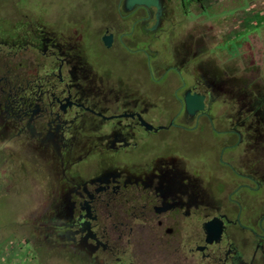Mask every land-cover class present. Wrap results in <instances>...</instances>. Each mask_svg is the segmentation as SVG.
Masks as SVG:
<instances>
[{
  "label": "flooded vegetation",
  "instance_id": "1",
  "mask_svg": "<svg viewBox=\"0 0 264 264\" xmlns=\"http://www.w3.org/2000/svg\"><path fill=\"white\" fill-rule=\"evenodd\" d=\"M18 1L3 14L0 7V129L11 134L12 160L24 155L45 163L57 180L53 194L63 197L57 206L72 211L70 230L93 249L92 258L101 264H264L263 181L233 170L241 155L227 152L234 143L225 134L235 132L211 122L196 57L169 50L166 66L167 50L151 48L162 43L164 0L160 10L82 0L56 17L43 13L36 27L37 16ZM180 2L189 14L186 0ZM48 17L51 31L41 22ZM142 69L149 90L140 89ZM187 92L205 96L203 111L186 112ZM112 94L126 103L135 96L136 108L114 110ZM145 94L173 95L177 110L167 124L155 127L144 117ZM172 125L196 138L149 137ZM223 173L245 181L229 186ZM208 222L221 226L212 241Z\"/></svg>",
  "mask_w": 264,
  "mask_h": 264
},
{
  "label": "rangeland",
  "instance_id": "2",
  "mask_svg": "<svg viewBox=\"0 0 264 264\" xmlns=\"http://www.w3.org/2000/svg\"><path fill=\"white\" fill-rule=\"evenodd\" d=\"M12 1L18 0H0L1 14ZM80 1L18 2L34 17L37 16L33 18L36 27L35 21L43 13L56 17L61 10ZM164 4L162 43L151 48L167 50L162 54L166 66L172 60L169 50L181 55L177 49L182 48L191 57H196L193 68L206 81L204 89L209 93L208 105L213 106L211 122L217 128L235 132L225 134V142L234 143L227 152L241 155L242 165L235 163L233 170L256 175L264 183V0H206L201 5H189L187 15L180 0H164ZM43 20L45 30L51 31L53 27L44 23L51 19ZM165 35L169 38L167 41ZM189 43L194 45L190 47ZM147 72L146 69L140 72L141 90L153 87L149 84ZM159 95L145 94L141 106L144 117L155 127L167 124L177 110L172 94ZM132 97L127 103L119 94H112L109 98L118 106L114 110L123 111L133 106L136 108L135 96ZM173 124L177 125V121L174 120ZM7 136L11 134L1 127L0 139ZM214 136L222 138L224 135ZM149 137L196 138L189 132L178 131L174 125ZM8 145L7 139L0 147V264H101L92 258L90 251L93 249L78 240L79 232L70 230L72 211L57 206L63 202V197L53 194L57 180L45 170V163L36 161L34 156L24 159V155L14 161ZM210 159L213 161V157ZM223 174L225 182H230L229 186L245 181L241 180L243 178L230 181L229 174ZM229 191L224 192L225 200Z\"/></svg>",
  "mask_w": 264,
  "mask_h": 264
},
{
  "label": "water",
  "instance_id": "3",
  "mask_svg": "<svg viewBox=\"0 0 264 264\" xmlns=\"http://www.w3.org/2000/svg\"><path fill=\"white\" fill-rule=\"evenodd\" d=\"M127 1V8H130V6L134 4H141L144 6H151L155 5L158 10H160V3L159 0H126ZM204 95L194 93L191 94L190 92H187L184 95L183 101L185 105V110L189 115H194L197 111H203L205 105H204ZM142 123L145 124L148 128H151V126L142 120ZM174 123L173 121L171 122ZM206 228L208 230V241H212L219 237V234L221 233V226L220 225H214L213 222H208L206 225Z\"/></svg>",
  "mask_w": 264,
  "mask_h": 264
},
{
  "label": "trees",
  "instance_id": "4",
  "mask_svg": "<svg viewBox=\"0 0 264 264\" xmlns=\"http://www.w3.org/2000/svg\"><path fill=\"white\" fill-rule=\"evenodd\" d=\"M206 0H186L185 6L187 5V7L191 4H202L203 2H205Z\"/></svg>",
  "mask_w": 264,
  "mask_h": 264
}]
</instances>
